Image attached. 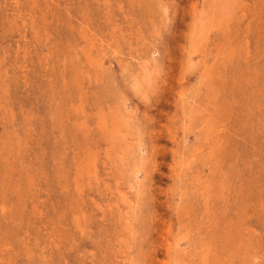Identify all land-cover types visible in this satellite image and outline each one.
Returning <instances> with one entry per match:
<instances>
[{
  "label": "rangeland",
  "instance_id": "1",
  "mask_svg": "<svg viewBox=\"0 0 264 264\" xmlns=\"http://www.w3.org/2000/svg\"><path fill=\"white\" fill-rule=\"evenodd\" d=\"M0 264H264V0H0Z\"/></svg>",
  "mask_w": 264,
  "mask_h": 264
}]
</instances>
